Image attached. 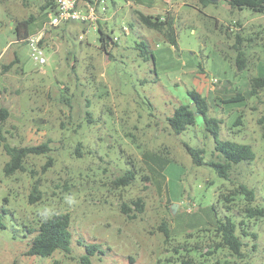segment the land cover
I'll list each match as a JSON object with an SVG mask.
<instances>
[{"label":"rangeland","instance_id":"rangeland-1","mask_svg":"<svg viewBox=\"0 0 264 264\" xmlns=\"http://www.w3.org/2000/svg\"><path fill=\"white\" fill-rule=\"evenodd\" d=\"M116 1L121 11L102 26L116 37L110 55L99 48L97 30L81 38L86 25L49 26L37 0L16 6L23 17L35 16L32 34L46 26L40 64L27 44L14 42L0 0V51L14 40L0 54V108L8 111L0 123V209L7 210L0 264H80L85 245L93 243L103 252L90 256L92 264H264V217H244L242 198L231 210L219 198L244 183L254 190L253 204L264 207V88L251 94L249 83L264 76V13L230 11L223 0L200 9L197 0H185L173 14V46L131 18L125 0ZM237 33L251 38L242 43L248 59L242 70L235 65ZM140 41L153 58L144 59ZM15 53L21 60L11 64ZM192 89L220 119V138L250 144L255 153L234 166L229 180L205 163L194 165L186 152L184 144L203 147L205 161L218 158L201 115L178 134L168 125L174 108L191 102ZM238 92L243 97L232 100ZM5 143L48 149L25 157L23 170L6 173ZM127 169L135 170L134 180L115 184ZM57 212L70 214V253L26 255L33 234L25 229ZM226 216L245 221L237 228L242 256L216 246L215 223Z\"/></svg>","mask_w":264,"mask_h":264},{"label":"trees","instance_id":"trees-1","mask_svg":"<svg viewBox=\"0 0 264 264\" xmlns=\"http://www.w3.org/2000/svg\"><path fill=\"white\" fill-rule=\"evenodd\" d=\"M228 5L230 11L248 9L255 13H264V0H224ZM217 1L210 0H197L199 8H204L209 4H215ZM52 4V3H51ZM55 8L53 4L51 10ZM35 20L34 15H29L27 18L16 21L14 23V33L17 41L27 43V38L30 35V27ZM136 21L146 28L152 29L158 32L163 39L173 46H177V34L175 30V16L166 11L163 15H149L140 11H136ZM216 22V19H215ZM251 40V38L245 39L239 33L235 34V41L233 48L236 52L235 65L237 70H242L248 64L247 55L242 45L243 41ZM98 41L99 48L110 55V48L112 44H116L113 38L103 31L101 27H98ZM140 47V53L144 59L153 58L149 52L148 47L144 41H140L137 44ZM18 60V57H16ZM16 60L11 62L15 63ZM250 93L257 94L258 89L264 88V76H253L249 79ZM191 102L189 104H179L176 106L170 116L167 117L169 127L174 133H180L186 129L187 126L195 123L196 114L201 115L204 122V128L214 139V150L216 152L217 159L204 160L205 149L203 147H191L188 144L185 145L186 152L190 155L192 163L194 165L207 164L212 167L219 177L229 180L230 173L234 166L241 162L252 161L255 157V153L252 150L250 144L241 143L230 139L220 138V119L208 114L209 103L205 96L201 95L196 90H188ZM243 96L240 92L236 96L232 97V100L241 99ZM8 116V111L5 108H0V123H3ZM241 115L237 117L234 124H239ZM9 160L5 163L4 170L6 173H12L16 170H23V162L25 157L31 153L41 154L44 153L48 147L43 143L40 145L32 146H10L5 143L4 145ZM212 152V153H213ZM135 170L127 169L122 175L118 176L114 183L119 186H126L134 180ZM37 188L34 186L31 193L32 199H37L39 195ZM219 198L224 202L225 207L228 210L234 206L236 198H242L244 200L243 206L240 208L244 217L246 218H260L264 217V207L254 205L255 194L254 190L249 188L244 183H239L236 187L229 189L226 192H219ZM138 211H142L143 205L140 199L133 201ZM124 212H128L129 207L123 205ZM6 209H0V228H5L3 221V215L6 213ZM134 216V215H133ZM131 217V216H130ZM238 225H244L245 221L242 219L240 223H236L230 216H226L223 219H217L215 223L214 231L219 237V241L216 243L218 247L228 248L232 254L242 256L239 234L237 233ZM70 227V214L67 212H57L49 216H44L37 219L36 229L27 227L25 229L26 234H33L28 241V248L25 252L29 256H51L55 251H62L64 253H70V239L71 232ZM26 228V227H25ZM242 234L246 235L248 232L242 227ZM255 236V233H252ZM28 238V237H27ZM86 254L80 256V264H92L90 256L98 251L100 254L102 249L95 243L85 245ZM216 264H229L228 261H217Z\"/></svg>","mask_w":264,"mask_h":264},{"label":"crops","instance_id":"crops-1","mask_svg":"<svg viewBox=\"0 0 264 264\" xmlns=\"http://www.w3.org/2000/svg\"><path fill=\"white\" fill-rule=\"evenodd\" d=\"M27 1H30V0H24V1L22 0L20 2L19 1L13 2V0H1L3 11L8 13L7 20L11 23L10 25H11L13 33H14V23L16 21L25 19L29 15H33V14H29L27 17H23L24 13L16 10V6H21L22 8H27L28 6H30V4H28ZM109 1L112 3V6H113V8L111 9H109V6H108ZM125 1H126V5L130 9L129 14L131 18H134V19H136V11H140L144 14H149L153 16L163 15L166 11H170L172 14H174V11H178L179 7H183L186 3L185 0H153L151 4H146L145 0H125ZM187 1H191V0H187ZM16 2H17V5H16ZM37 4L39 6L38 7L39 9H44L47 12V15H49L50 12H53L55 10V8L50 10L52 5L53 4L55 5L54 0H37L36 5ZM89 4L95 5L96 10L98 12V17H99L97 21V27H101L102 29H103L102 27L103 23H107V20L109 18L114 17L122 9V6H119L116 0H78V6L81 9H85L87 5ZM226 7H228L227 4H226ZM35 21H36V18L34 22ZM31 27H30V35L32 34ZM124 28L126 27L124 26ZM13 41H11L10 44ZM16 41L17 40L15 39L14 42ZM10 44L8 43V46L5 47L2 51H0V54L3 53L9 47ZM15 54H16L15 58L14 60H12L13 62L16 60V57H18L17 53ZM19 58L20 57H18V60H16L15 63L20 62L21 59Z\"/></svg>","mask_w":264,"mask_h":264},{"label":"built area","instance_id":"built-area-1","mask_svg":"<svg viewBox=\"0 0 264 264\" xmlns=\"http://www.w3.org/2000/svg\"><path fill=\"white\" fill-rule=\"evenodd\" d=\"M55 10L48 15L49 26H58L65 23H79L84 24L86 27L80 35L81 38L86 36L87 31L90 28L97 30L98 12L94 4H89L85 9H81L78 6V0H54ZM46 30L44 26L39 33L31 34L27 38V46L31 49L32 58L43 64L46 62V57L43 49L39 45V41L42 38V34ZM116 41V37H113ZM217 81L214 79V82Z\"/></svg>","mask_w":264,"mask_h":264},{"label":"water","instance_id":"water-1","mask_svg":"<svg viewBox=\"0 0 264 264\" xmlns=\"http://www.w3.org/2000/svg\"><path fill=\"white\" fill-rule=\"evenodd\" d=\"M210 1H216V0H210Z\"/></svg>","mask_w":264,"mask_h":264}]
</instances>
